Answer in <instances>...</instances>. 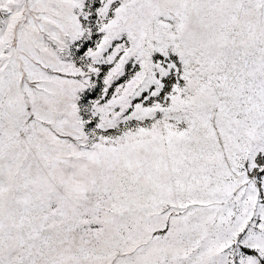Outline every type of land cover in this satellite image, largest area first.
I'll return each mask as SVG.
<instances>
[{"label":"snow or ice","instance_id":"6c2138e0","mask_svg":"<svg viewBox=\"0 0 264 264\" xmlns=\"http://www.w3.org/2000/svg\"><path fill=\"white\" fill-rule=\"evenodd\" d=\"M0 264H264V0H0Z\"/></svg>","mask_w":264,"mask_h":264}]
</instances>
